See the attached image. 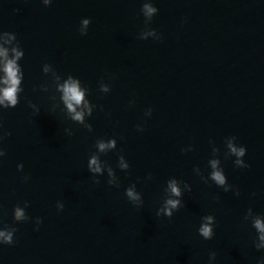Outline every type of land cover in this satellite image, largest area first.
I'll use <instances>...</instances> for the list:
<instances>
[{
    "label": "water",
    "instance_id": "1",
    "mask_svg": "<svg viewBox=\"0 0 264 264\" xmlns=\"http://www.w3.org/2000/svg\"><path fill=\"white\" fill-rule=\"evenodd\" d=\"M0 45L23 53L24 74L17 106H0V227L17 228L0 264L264 257V0H0ZM70 77L82 120L62 99ZM17 204L30 219H15Z\"/></svg>",
    "mask_w": 264,
    "mask_h": 264
},
{
    "label": "clouds",
    "instance_id": "2",
    "mask_svg": "<svg viewBox=\"0 0 264 264\" xmlns=\"http://www.w3.org/2000/svg\"><path fill=\"white\" fill-rule=\"evenodd\" d=\"M143 8L146 10L147 15H151L157 12V7H154L152 4H145L143 5ZM84 23L85 25H87L88 20H85ZM81 34L83 35L87 33L81 30ZM9 42V38L7 37V34H5V43ZM12 51L14 52V56L9 55L8 48L0 45V106H3V108H14L15 106H17L20 99L19 94L23 90L21 84L24 74L20 64L18 63V60L23 55V53L17 49H12ZM61 91L63 93L62 99L66 102L67 108L75 113L73 118L76 120H82L83 113L75 111V106L80 105L84 101L85 92L80 85V81L77 78L70 77L61 86ZM149 113L150 115L152 114L151 108H149ZM141 131H143V129ZM0 140H3V136H0ZM114 145L115 141H112L107 146ZM100 147L101 149H103L104 147H106V145L101 144ZM231 151L237 157H244L247 153V147L242 144H240L239 146L231 145ZM4 155L5 150L2 148V151H0V156L3 157ZM236 163L244 164V161L238 159ZM244 166L245 168L250 167L248 163ZM24 167L25 165L23 163H20L18 165V168L21 170H23ZM89 167L92 172H99L101 170L99 163L95 158H92ZM213 167L215 168V163L213 164ZM211 178L216 182L217 185H224L227 179L223 170L213 171V173L211 174ZM25 179L27 180L28 177H25ZM109 183H111V181H109ZM169 188L174 196L180 195V188L175 180L169 182ZM126 195L133 201L139 200V194L133 188L127 189ZM24 206L27 207L28 202H25ZM179 206V200L169 199L166 203L165 209H162L161 211L164 212V215L171 217L172 210H178ZM61 208H64V205H61ZM15 219L17 221H25L30 219V217L26 215L24 208L20 207V204H17L16 206ZM206 220L208 222L201 225L199 232L205 239H211L214 235L213 225L211 223L212 217H206ZM42 222V218H36L37 229ZM255 227L261 233V241H264V219H257L255 222ZM16 233L17 228L15 226L0 227V244H14L16 242ZM258 264H264V257H261L258 260Z\"/></svg>",
    "mask_w": 264,
    "mask_h": 264
}]
</instances>
